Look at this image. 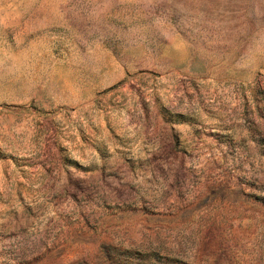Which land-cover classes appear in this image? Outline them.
Masks as SVG:
<instances>
[{"label": "rangeland", "instance_id": "obj_1", "mask_svg": "<svg viewBox=\"0 0 264 264\" xmlns=\"http://www.w3.org/2000/svg\"><path fill=\"white\" fill-rule=\"evenodd\" d=\"M0 264H264V0H0Z\"/></svg>", "mask_w": 264, "mask_h": 264}]
</instances>
